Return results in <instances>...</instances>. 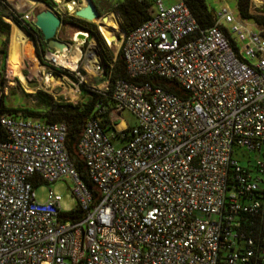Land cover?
Returning a JSON list of instances; mask_svg holds the SVG:
<instances>
[{"label": "built area", "instance_id": "built-area-1", "mask_svg": "<svg viewBox=\"0 0 264 264\" xmlns=\"http://www.w3.org/2000/svg\"><path fill=\"white\" fill-rule=\"evenodd\" d=\"M53 2L62 22L76 17L74 1ZM149 16L119 34L129 79L111 90L115 130L90 120L77 145L97 194L65 124L1 118L0 264H264V34L228 11L204 29L182 0H154ZM59 55L45 49L51 65ZM151 77L185 96L136 83ZM63 180L81 220H64L53 191L36 198Z\"/></svg>", "mask_w": 264, "mask_h": 264}, {"label": "rangeland", "instance_id": "rangeland-1", "mask_svg": "<svg viewBox=\"0 0 264 264\" xmlns=\"http://www.w3.org/2000/svg\"><path fill=\"white\" fill-rule=\"evenodd\" d=\"M2 1L3 3H1L0 5V20L10 25V29H8V44L5 47L7 58H3V60L1 59L0 61V80H3L5 83V88L1 96L5 97V105L8 108L17 109L21 111L20 114L22 115H25V111L36 110L38 108V105L34 102L35 99L33 98V94H35L37 91L46 92L56 98H63L69 102L76 103L79 102L82 97L80 95L81 85H85L87 88L91 89L96 88L98 90H102L104 88L105 84L101 81V78L104 76L107 67L110 66V60L108 58L111 57V55L113 57H116L120 52V38H118L119 40L117 42L111 44L107 40L105 35L100 32L101 30L99 29V25L92 22V24L98 27L101 36L105 40L106 48L100 47L95 37H90L87 43L77 45V43H75L74 41L69 40H73L75 37H73V35L79 30L76 31L71 27L63 25L60 32V37L71 44L70 50L66 52L69 60H74V57L77 55L78 50H80L82 55L79 64H76L75 67H72L70 70H66L69 75H59L58 71L60 72V69L57 67L58 65L56 64L57 66H55L51 65L52 63L49 64L44 57L47 43L43 45L40 39L36 40L32 32H30L29 30V28H36V26L34 25V18L36 11L39 10V8L37 7L38 5H35L29 0ZM20 1H23V5ZM73 1L77 3V6L75 7L76 11L86 3L88 4L86 0H62L61 2L71 3ZM91 1L97 7L102 18L109 17L110 19H112L110 14L116 13L114 7L117 4L124 2L125 0ZM149 1L154 2V0ZM163 1L165 5H171L176 3L178 0ZM205 1L209 10L213 14H220L223 11H228L234 13L235 16H238L236 0ZM9 2H11V4ZM251 2V12L253 14H257L264 7V0H251ZM54 5H52V7ZM12 16L17 22L14 19H11ZM26 17L28 18L27 20L25 19ZM6 18L9 19L10 22H8ZM119 19L121 20L120 17ZM248 23L249 26H252L250 22ZM12 24H15V26L17 25V27L28 37V39L33 44V55L32 57L26 58V61L22 66V72L24 74L26 84L20 83V81L14 76V64L11 61L10 57L8 59L10 39L13 27ZM118 30L119 34H121L122 31L119 28ZM6 41V36L0 32V51L3 50V45ZM92 42H94L99 47L103 55L101 70L97 74H94L89 61L85 58L89 51V48L93 45L91 44ZM76 68H78L77 71ZM79 82H82V84L80 85V90L78 91L76 87L72 85V83L77 85ZM122 118L123 119H120V121L122 122L124 120L129 127H133L137 124L136 118L128 111L122 113ZM72 187L73 184L69 180H63L51 186L42 184L35 188L36 198L40 203H45L48 199L50 191H53L56 195L61 196L62 211L64 213H69L78 207V204L71 193Z\"/></svg>", "mask_w": 264, "mask_h": 264}, {"label": "trees", "instance_id": "trees-1", "mask_svg": "<svg viewBox=\"0 0 264 264\" xmlns=\"http://www.w3.org/2000/svg\"><path fill=\"white\" fill-rule=\"evenodd\" d=\"M45 2L52 6L54 5L53 0H38ZM184 1L192 11L193 15L197 19L198 23L202 28L207 29L215 24L214 14L209 10L205 0H182ZM237 13L240 18L248 22L254 23L258 29L264 34V7L257 13L251 12V0H236ZM1 5V3H0ZM153 6V2L149 0H125L122 3L117 4L114 7L116 13H111L112 19L117 23L118 28L129 34L134 31L140 25L145 23L149 19V10ZM121 18V24L120 19ZM65 26L71 27L76 31L85 32L90 37H95L100 47L106 48V43L101 36L98 27L94 24L79 19L77 17H67L63 20ZM8 29L10 25L0 20V32L6 36L7 41L3 45V50L0 51V61L3 58H7V52L5 47L8 44ZM30 32L34 35L36 40H41L43 45L46 44L41 31L37 28H29ZM7 32V35H6ZM103 35V34H102ZM4 55V57H3ZM9 59V54H8ZM110 60V66L107 67L104 76L101 81L104 82L109 80L110 89L105 93H99L93 91L91 88H87L85 85H81V100L77 103L67 102L63 98H56L46 92L37 91L33 94L35 103L38 105L36 110L25 111V116L40 119L50 124L63 123L68 129V141L67 147L74 158L78 167L79 173L87 185L97 191L93 187L84 167L83 162L79 159L77 154V145L81 139L82 133L88 121L98 120L106 132L114 131L113 124L111 123L110 113L113 109V100L111 98V90L113 85L118 80H128V74L126 64L123 59L121 51L116 57L108 58ZM66 75H69L66 72ZM145 82H151L154 86L162 87L168 92L184 97V91L178 86L177 83L159 79L155 77L143 78L136 81L137 84ZM5 83L0 80V92H3ZM21 111L17 109L8 108L5 105V97L1 96L0 99V141H3L7 137V133L1 126V118L6 114H18ZM23 112V111H22ZM83 218V211L78 206L76 209L65 214V221H77Z\"/></svg>", "mask_w": 264, "mask_h": 264}, {"label": "bare ground", "instance_id": "bare-ground-1", "mask_svg": "<svg viewBox=\"0 0 264 264\" xmlns=\"http://www.w3.org/2000/svg\"><path fill=\"white\" fill-rule=\"evenodd\" d=\"M79 1H84V0H79ZM20 2L22 4L23 1ZM87 5L88 4L86 3L82 7H86ZM72 6L73 5L71 4V7ZM37 7L39 8V10L45 9V7L42 4H38ZM6 20L10 22L9 19L6 18ZM93 23H97L99 25V29L111 44H113L115 39L119 36L117 23L112 19H110L109 17H107L106 22H104L103 19H99L94 21ZM12 26L13 27H12V33L10 39L9 57L14 64V76L20 81V83L26 84V80L22 72V66L25 63L26 58L32 57L33 44L28 39V37L17 27V25L15 26V24H12ZM87 41H88L87 33H78L74 39V42L77 43V45L87 43ZM91 44L93 45L89 48V51L85 58L89 61L91 69L94 72V74H97L101 70L103 55L99 47L94 42H92ZM81 55L82 54L80 50H78L77 55L74 57V60L72 61L69 60V57L67 56L66 52L60 54L59 56L52 57V59L55 60V63L58 66H62L63 68L70 70L72 67H75L76 64H79V62L81 61ZM77 69L78 68H76V71ZM122 128H125L124 123L118 126V129H122Z\"/></svg>", "mask_w": 264, "mask_h": 264}, {"label": "water", "instance_id": "water-1", "mask_svg": "<svg viewBox=\"0 0 264 264\" xmlns=\"http://www.w3.org/2000/svg\"><path fill=\"white\" fill-rule=\"evenodd\" d=\"M33 2L35 5L42 4L45 9H40L35 14L34 25L37 29H39L44 37L45 42L47 43V47L50 51L55 53L63 54L67 52L71 48V44L68 43L65 39H59L60 32L64 23L58 17L57 13L55 12L54 8L45 2L38 1V0H29ZM53 1H62V0H53ZM88 5L86 7H80L75 12V16L79 19H82L87 22H94L99 19H103L106 22L107 17H101L100 12L98 11L97 7L91 0H86ZM121 24V22H120ZM122 27V24H121ZM123 29V27H122ZM77 33H83L78 31ZM75 33L73 37L77 34ZM125 34V30L122 31ZM117 37L114 42H117L119 39ZM74 41V39L69 40ZM113 42V43H114Z\"/></svg>", "mask_w": 264, "mask_h": 264}, {"label": "crops", "instance_id": "crops-1", "mask_svg": "<svg viewBox=\"0 0 264 264\" xmlns=\"http://www.w3.org/2000/svg\"><path fill=\"white\" fill-rule=\"evenodd\" d=\"M10 4H11V2H9ZM37 12V11H36ZM112 17V16H111ZM1 18V17H0ZM59 39H61L62 40V38L60 37V35H59ZM46 49V48H45Z\"/></svg>", "mask_w": 264, "mask_h": 264}, {"label": "flooded vegetation", "instance_id": "flooded-vegetation-1", "mask_svg": "<svg viewBox=\"0 0 264 264\" xmlns=\"http://www.w3.org/2000/svg\"><path fill=\"white\" fill-rule=\"evenodd\" d=\"M61 40V39H60ZM48 48V47H47Z\"/></svg>", "mask_w": 264, "mask_h": 264}]
</instances>
